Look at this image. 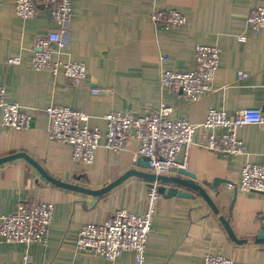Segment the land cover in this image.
Here are the masks:
<instances>
[{"label": "crops", "instance_id": "crops-1", "mask_svg": "<svg viewBox=\"0 0 264 264\" xmlns=\"http://www.w3.org/2000/svg\"><path fill=\"white\" fill-rule=\"evenodd\" d=\"M72 2L61 58L84 63L87 77L80 85L62 72L31 66L35 37L57 27L47 6L40 3L33 18L22 19L12 13L13 0H0V83L5 99L31 115L29 127L20 130L2 126L0 111V157L24 151L57 178L99 188L129 168L145 169L136 164V142L120 151L104 145L109 112L138 108L144 113L164 101L175 116L200 123L210 107L231 116L239 107L264 106V27L255 30L247 21L249 12L264 8V0ZM160 9L178 10L187 21L171 28L153 23L150 14ZM241 34L244 40L239 39ZM198 44L220 50L211 89L200 99L188 100L181 92L161 88V69L195 67ZM10 56L19 57V62L9 63ZM239 71L246 77L239 78ZM93 88L100 91L94 93ZM51 104L83 110L89 115L88 125L103 132L93 162L75 161L72 144L49 137L44 108ZM237 134L243 142L241 153L215 152L203 145L204 129L197 127L185 168L208 190L236 236L249 237L264 223V193L244 192L235 184L245 163H264V125L244 124ZM184 156L180 152L179 161ZM171 174L176 175V170ZM217 178L221 181L212 188ZM150 183L130 176L95 196L51 183L24 158L0 164V213H11L18 202L36 197L53 204L46 242L26 245L0 237V264H21L25 252L30 254V264H139L134 250H124L110 260L78 248L76 240L84 222H101L119 207L144 212ZM208 251L226 254L234 264H264V243L234 242L200 195L159 194L142 264H199Z\"/></svg>", "mask_w": 264, "mask_h": 264}, {"label": "built area", "instance_id": "built-area-1", "mask_svg": "<svg viewBox=\"0 0 264 264\" xmlns=\"http://www.w3.org/2000/svg\"><path fill=\"white\" fill-rule=\"evenodd\" d=\"M50 10L51 18L57 23L55 29L38 34L33 43L31 66L34 69L62 72L73 84H82L87 77L83 62L64 61L66 42L65 27L72 16V0H13L12 13L22 19L35 16L39 4ZM153 23H161L165 28L181 26L187 17L178 10H154L150 14ZM247 21L255 30L264 27V8L253 9ZM244 40V35L238 36ZM55 55V57H54ZM196 65L190 70L161 69L160 85L173 92H181L188 100L200 99L212 87L214 74L219 66L220 50L217 46L198 44L195 47ZM19 62V57L10 56L7 60ZM238 76L246 77L239 71ZM94 93L100 91L93 88ZM140 113L138 108L115 110L105 115L107 126L104 145L114 151L122 150L128 143L138 144V154L148 159L150 172L171 174L179 167H186V158L193 143L197 127L204 129L203 145L215 152L239 154L243 142L237 129L244 124L264 125L263 107H239L228 116L220 108L210 107L205 119L192 123L174 115L171 106L161 101L156 107H147ZM1 125L24 130L29 127V111L16 102L5 99V87L0 83ZM49 118V137L72 144V157L81 163H91L98 148L103 132L97 126H89V115L80 109L60 104L44 108ZM184 151L183 161L178 155ZM244 192L264 193V163H245L235 184ZM156 183L151 182L147 192V207L142 213L126 207L115 209L101 222L87 221L81 225L77 234V247L89 249L94 256L110 260L117 258L124 250H134L139 264L144 260L146 242L152 230V219L156 199L159 195ZM53 217V204L41 198L28 202H18L16 209L7 214L0 213V237L6 241L26 245L33 242L45 243ZM28 252L22 257L21 264H30ZM199 264H234L233 258L217 252H204Z\"/></svg>", "mask_w": 264, "mask_h": 264}, {"label": "water", "instance_id": "water-1", "mask_svg": "<svg viewBox=\"0 0 264 264\" xmlns=\"http://www.w3.org/2000/svg\"><path fill=\"white\" fill-rule=\"evenodd\" d=\"M48 11L50 12L49 9ZM17 158H24L25 160H27L38 170L41 176H43L46 180L50 181L51 183L57 186L81 191L95 196H101L105 194L106 192H108L113 187L120 184L130 176H139L148 180L149 182H155L157 185L156 186L157 192L165 197H171L174 195H178L182 197H191L193 194H198L205 200V202L208 204L210 209L218 216L228 236L234 242L239 244L264 243V223L261 224L260 229L253 236L237 237L229 223L228 218L221 213L216 203L214 202L213 198L209 194L208 190L200 182L196 180V175L192 171L184 167H179L176 170L177 172L176 175L156 174L154 172L145 170L146 168H148L149 158L145 155H139L135 160L136 164L145 169H137L136 167L129 168L121 175L109 181L105 185L99 188H91L88 186L69 182L68 180H63L61 178H57L51 175L36 159H34L31 155H29L27 152L24 151H17L1 156L0 164ZM220 181H221L220 178L215 179L212 184V188H216L217 184Z\"/></svg>", "mask_w": 264, "mask_h": 264}]
</instances>
